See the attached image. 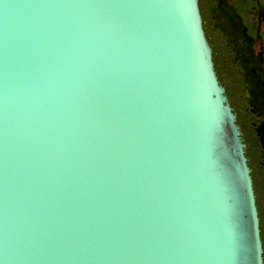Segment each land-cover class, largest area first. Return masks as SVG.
Segmentation results:
<instances>
[{
    "label": "water",
    "instance_id": "water-1",
    "mask_svg": "<svg viewBox=\"0 0 264 264\" xmlns=\"http://www.w3.org/2000/svg\"><path fill=\"white\" fill-rule=\"evenodd\" d=\"M237 215L264 264L199 0H0V264H233Z\"/></svg>",
    "mask_w": 264,
    "mask_h": 264
},
{
    "label": "flooded vegetation",
    "instance_id": "flooded-vegetation-1",
    "mask_svg": "<svg viewBox=\"0 0 264 264\" xmlns=\"http://www.w3.org/2000/svg\"><path fill=\"white\" fill-rule=\"evenodd\" d=\"M199 5L219 79L243 132L257 193L260 187L264 190V147L259 134L264 130V0H199ZM250 141L257 148V168L250 157Z\"/></svg>",
    "mask_w": 264,
    "mask_h": 264
},
{
    "label": "snow or ice",
    "instance_id": "snow-or-ice-1",
    "mask_svg": "<svg viewBox=\"0 0 264 264\" xmlns=\"http://www.w3.org/2000/svg\"><path fill=\"white\" fill-rule=\"evenodd\" d=\"M233 264H244L245 253L243 244V224L237 215L232 224V248Z\"/></svg>",
    "mask_w": 264,
    "mask_h": 264
},
{
    "label": "rangeland",
    "instance_id": "rangeland-1",
    "mask_svg": "<svg viewBox=\"0 0 264 264\" xmlns=\"http://www.w3.org/2000/svg\"><path fill=\"white\" fill-rule=\"evenodd\" d=\"M223 71H225V69L222 67ZM225 80L230 84L231 83V79L230 77L226 74L225 76ZM247 131V130H246ZM249 139L251 140V138L249 137ZM252 147L250 150V157L253 158V167H256V153H257V148L252 144V141H250ZM257 172V171H256ZM257 177H258V173H257ZM261 182V181H260ZM260 184V183H259ZM257 196L259 197V211L261 213V218H262V235H263V240H264V190L260 187V190H257Z\"/></svg>",
    "mask_w": 264,
    "mask_h": 264
}]
</instances>
